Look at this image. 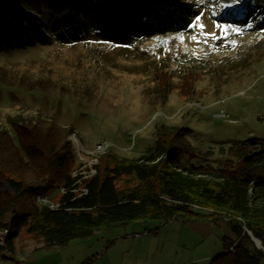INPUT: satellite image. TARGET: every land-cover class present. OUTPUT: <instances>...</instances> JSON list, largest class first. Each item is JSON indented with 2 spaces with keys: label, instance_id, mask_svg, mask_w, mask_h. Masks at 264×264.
<instances>
[{
  "label": "rangeland",
  "instance_id": "1",
  "mask_svg": "<svg viewBox=\"0 0 264 264\" xmlns=\"http://www.w3.org/2000/svg\"><path fill=\"white\" fill-rule=\"evenodd\" d=\"M240 9L243 19H224ZM20 12L19 25L0 18V125L11 131L8 120L20 115L70 128L85 150L67 138L73 176L88 178L107 152L146 155L159 125L184 129L196 151L211 153L183 158L191 165L221 167V149L264 146V0H132L116 11L100 3L54 28L38 12ZM103 143L111 147L97 152ZM26 227L0 264H209L223 238H236L223 219H144L46 247Z\"/></svg>",
  "mask_w": 264,
  "mask_h": 264
},
{
  "label": "trees",
  "instance_id": "2",
  "mask_svg": "<svg viewBox=\"0 0 264 264\" xmlns=\"http://www.w3.org/2000/svg\"><path fill=\"white\" fill-rule=\"evenodd\" d=\"M15 0H0V18L7 15L19 25L25 11L38 12L51 27L61 18L82 16L89 7L105 4L116 11L132 0H19L12 12L4 7ZM126 13V12H125ZM224 19H243V9ZM159 22L156 32L165 30ZM167 84L168 73L155 76ZM0 125V257L13 251V240L26 232L46 247H61L97 231L124 227L150 219L229 222L235 239L223 238V253L209 264H261L264 250L257 249L245 231L261 241L264 249V146L252 142L220 152L221 167L191 165L183 161L206 157L196 151L179 127L159 125L155 146L137 159L102 155L95 174L73 176L76 153L68 136L70 128L48 119L8 120ZM64 190L65 192H62ZM81 190H85L82 193ZM59 191L55 209L42 204ZM49 200V199H48ZM55 204V205H56ZM233 251H230V249Z\"/></svg>",
  "mask_w": 264,
  "mask_h": 264
},
{
  "label": "built area",
  "instance_id": "3",
  "mask_svg": "<svg viewBox=\"0 0 264 264\" xmlns=\"http://www.w3.org/2000/svg\"><path fill=\"white\" fill-rule=\"evenodd\" d=\"M222 116H224V115H222ZM71 140H73L75 143H76V145H77V147H80L82 150H83V145L81 144V142H80V138L78 137V135L76 134V133H71L69 136H68ZM111 146L109 145V144H105V143H103V144H99L98 145V149H99V151H97V152H104L106 149H108V148H110ZM83 151H85V150H83ZM77 154H78V156H80L79 155V152H77ZM96 165V164H95ZM95 165H92V174L91 175H94L95 174V170L93 169V166H95ZM90 175V176H91ZM76 176H82L81 174H77ZM62 192H65L64 190H62ZM81 192L82 193H85L86 191L85 190H81ZM39 201L42 203V204H44V205H47V206H49L51 209H55V208H57L58 207V205H55V204H53L52 202H50L49 200H48V198H46V197H44V198H39ZM0 246H2V243L0 242ZM230 251H233V249L231 248L230 249Z\"/></svg>",
  "mask_w": 264,
  "mask_h": 264
},
{
  "label": "water",
  "instance_id": "4",
  "mask_svg": "<svg viewBox=\"0 0 264 264\" xmlns=\"http://www.w3.org/2000/svg\"><path fill=\"white\" fill-rule=\"evenodd\" d=\"M245 232H246L247 236L250 238V240L254 243V245H255V247H256L257 249H262V250H264L263 247H262V244H261V241H260V240L256 239V238L252 235L251 232H249V231H245Z\"/></svg>",
  "mask_w": 264,
  "mask_h": 264
},
{
  "label": "snow or ice",
  "instance_id": "5",
  "mask_svg": "<svg viewBox=\"0 0 264 264\" xmlns=\"http://www.w3.org/2000/svg\"><path fill=\"white\" fill-rule=\"evenodd\" d=\"M236 2L239 3V0H236ZM199 20H200V17L197 16V17H196V21H199ZM195 26H198V27H200L201 29L203 28V25H199V24H197V25H195ZM217 27H222V26L217 25ZM233 31H238V30H237V29H233ZM206 35H208V36H212L213 38H216V37H215V34H213V33H207ZM192 40H196V37L193 36V37H192Z\"/></svg>",
  "mask_w": 264,
  "mask_h": 264
},
{
  "label": "bare ground",
  "instance_id": "6",
  "mask_svg": "<svg viewBox=\"0 0 264 264\" xmlns=\"http://www.w3.org/2000/svg\"><path fill=\"white\" fill-rule=\"evenodd\" d=\"M18 42H20V41H18Z\"/></svg>",
  "mask_w": 264,
  "mask_h": 264
}]
</instances>
